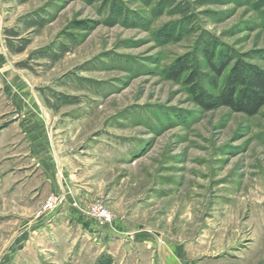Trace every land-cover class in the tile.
I'll return each instance as SVG.
<instances>
[{
  "label": "rangeland",
  "instance_id": "rangeland-1",
  "mask_svg": "<svg viewBox=\"0 0 264 264\" xmlns=\"http://www.w3.org/2000/svg\"><path fill=\"white\" fill-rule=\"evenodd\" d=\"M207 50L264 67V0H0V264L264 263V106L171 75Z\"/></svg>",
  "mask_w": 264,
  "mask_h": 264
},
{
  "label": "trees",
  "instance_id": "trees-1",
  "mask_svg": "<svg viewBox=\"0 0 264 264\" xmlns=\"http://www.w3.org/2000/svg\"><path fill=\"white\" fill-rule=\"evenodd\" d=\"M213 51H206L205 57L211 70L222 83L215 93H207L199 86V73L183 59L174 65L171 75L179 79L183 75L185 81L192 88L195 102L205 110L220 107L256 115L264 106V67L244 61L243 59L226 58L222 54L217 56Z\"/></svg>",
  "mask_w": 264,
  "mask_h": 264
},
{
  "label": "built area",
  "instance_id": "built-area-1",
  "mask_svg": "<svg viewBox=\"0 0 264 264\" xmlns=\"http://www.w3.org/2000/svg\"><path fill=\"white\" fill-rule=\"evenodd\" d=\"M61 201L62 198H60L59 202ZM87 214L94 216L95 218H97L102 222H109L113 219V215L107 209L103 208L101 205L89 209Z\"/></svg>",
  "mask_w": 264,
  "mask_h": 264
},
{
  "label": "crops",
  "instance_id": "crops-1",
  "mask_svg": "<svg viewBox=\"0 0 264 264\" xmlns=\"http://www.w3.org/2000/svg\"><path fill=\"white\" fill-rule=\"evenodd\" d=\"M72 216H73L75 219L78 218V216H77L75 213H72Z\"/></svg>",
  "mask_w": 264,
  "mask_h": 264
}]
</instances>
